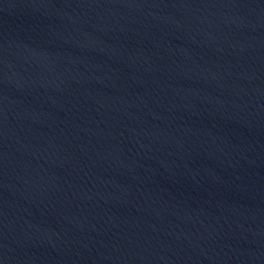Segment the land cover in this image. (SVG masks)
I'll return each mask as SVG.
<instances>
[{
	"label": "water",
	"instance_id": "1",
	"mask_svg": "<svg viewBox=\"0 0 264 264\" xmlns=\"http://www.w3.org/2000/svg\"><path fill=\"white\" fill-rule=\"evenodd\" d=\"M0 264H264V0H0Z\"/></svg>",
	"mask_w": 264,
	"mask_h": 264
}]
</instances>
